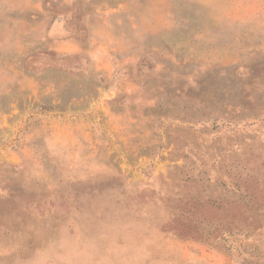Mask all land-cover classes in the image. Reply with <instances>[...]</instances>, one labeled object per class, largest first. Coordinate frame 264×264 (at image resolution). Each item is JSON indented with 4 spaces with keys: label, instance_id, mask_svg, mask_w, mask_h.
<instances>
[{
    "label": "rangeland",
    "instance_id": "rangeland-1",
    "mask_svg": "<svg viewBox=\"0 0 264 264\" xmlns=\"http://www.w3.org/2000/svg\"><path fill=\"white\" fill-rule=\"evenodd\" d=\"M0 264H264V0H0Z\"/></svg>",
    "mask_w": 264,
    "mask_h": 264
}]
</instances>
